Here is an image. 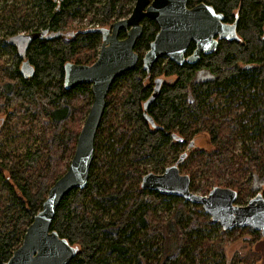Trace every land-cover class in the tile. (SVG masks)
<instances>
[{"label":"trees","instance_id":"16d2710c","mask_svg":"<svg viewBox=\"0 0 264 264\" xmlns=\"http://www.w3.org/2000/svg\"><path fill=\"white\" fill-rule=\"evenodd\" d=\"M199 2L211 5L223 22L236 20V36L218 40L213 52L194 63L161 58L147 73L141 58L158 25L142 19L134 45L138 61L107 92L87 182L62 197L51 224L74 246L69 264H227L229 235L247 229L259 236L249 226L220 230L200 205L139 184L144 168L137 163L149 160V170L161 172L169 155L176 159L200 132L213 149H195L179 164L190 176V190L209 172L203 193L229 187L243 204L246 194H254L251 178H264V0H187ZM133 3L12 0L0 9V44L10 56L0 60V264L21 243L49 187L65 171L91 104L88 84L64 85L65 63H92L102 36L95 28H110ZM93 8L100 14L97 26L74 23ZM44 29L47 35L32 40L23 56L15 38L10 41ZM193 48L191 43L186 53ZM22 60L32 67L27 75L19 70ZM201 69L211 77L195 81ZM118 109L122 121L113 127ZM36 126L41 133L34 145L5 148L10 130L29 137Z\"/></svg>","mask_w":264,"mask_h":264},{"label":"water","instance_id":"95a60500","mask_svg":"<svg viewBox=\"0 0 264 264\" xmlns=\"http://www.w3.org/2000/svg\"><path fill=\"white\" fill-rule=\"evenodd\" d=\"M148 17L156 21L158 31L142 58L148 72L160 56H168L176 63L184 60V53L194 43L188 62H194L200 54H210L222 38L235 37L234 28L226 35L228 26L222 15L203 2L187 6V0H134L130 13L111 23L102 31L101 45L91 64L66 66V83L74 86L90 85L92 100L81 129L77 135L73 154L64 173L49 187L40 210L27 226L21 244L13 251L5 264H69L74 248L69 242L51 230V223L62 197L75 188L84 187L93 160L94 139L106 104L108 89L118 75L130 70L137 62L134 51L136 40L142 34L141 21ZM125 30L120 38L119 32ZM45 31L18 38L30 42L42 37ZM28 65V62H23ZM28 74V72L26 73ZM193 141L188 144L192 146ZM253 177V191L264 185V178ZM190 178L181 173L177 162L161 173H147L142 177V188L164 195L178 196L190 203L201 205L213 222L224 229L249 226L264 236V198L257 192L244 205L234 204L237 192L229 187L216 186L207 194L190 190Z\"/></svg>","mask_w":264,"mask_h":264},{"label":"rangeland","instance_id":"374dc122","mask_svg":"<svg viewBox=\"0 0 264 264\" xmlns=\"http://www.w3.org/2000/svg\"><path fill=\"white\" fill-rule=\"evenodd\" d=\"M11 1L12 0H0V9L6 3H10ZM99 18H100V14L96 11V8H93L90 12H87L84 16L76 18L74 23L80 27H86V28L95 27L98 25V23L96 22H98ZM65 35L67 36V33ZM99 47L100 45L97 46L96 52L94 54V58L97 57ZM6 49L7 48L5 44L1 43L0 44V60L1 61L10 60V56L8 55V52ZM7 64H9V62L6 63V65ZM210 77L211 76L209 75V73L205 69H203L202 72L199 75H196L194 79L195 81H200L203 79H209ZM115 114L116 116L114 120L112 121L113 127L122 121L120 109H118V111ZM40 133H41V128L39 126H36L33 128V134L29 135V137H27L25 134L24 135L17 134L15 131L10 130L6 143L4 141L5 148L8 150L11 148H16L18 151H22L26 148L27 145L28 146L34 145L33 143L34 137L35 135H39ZM191 139L193 141L192 146L189 147V145H187V142H186V144H184V146L181 147L180 152L184 151L186 154H190L195 149H204L206 151H211L213 149V147L208 141L207 133L200 132L196 134L195 136H193ZM172 156L174 157V155L171 153L168 157V162L165 166L174 163L179 155H176V159H173ZM151 163L152 162L148 160V161L140 162L137 164L138 166L144 168V174H145L150 171L149 167ZM204 174L205 176H207L206 179L205 177L201 178V176H198L199 180H197L196 183H199V186L198 188L194 189V192L196 193L204 194L202 190L204 188V184L208 185L209 182H211L212 177L211 175H209L210 173L205 172ZM225 179H226L225 177H222L220 181L224 182ZM261 179H262L261 177L257 178V181ZM140 181H141V178L139 179V184H140ZM253 181L254 179L252 177L249 186H252ZM263 190H264V185H262L260 189H257L255 191L252 190V192L254 194L256 192H259L261 194ZM250 197H251V194H246L245 200L247 201ZM220 230H222L221 227H220ZM258 233H259V236L257 235L256 238H254L252 234L250 233V231L247 229L237 232L236 235H229L228 241L224 246L227 264H246L245 261H240V262L238 261L236 263L235 261L239 257L243 259L247 258V263L253 259L255 260V262L253 263L251 262L252 264H264V236H262L261 232L258 231ZM215 234L216 232H213V235Z\"/></svg>","mask_w":264,"mask_h":264},{"label":"bare ground","instance_id":"6f19581e","mask_svg":"<svg viewBox=\"0 0 264 264\" xmlns=\"http://www.w3.org/2000/svg\"><path fill=\"white\" fill-rule=\"evenodd\" d=\"M203 3H204V2H203ZM205 4H206V3H205ZM207 5H209V4H207ZM210 6H211V5H210ZM214 10H215V9H214ZM215 12H216V10H215ZM117 20H118V19H117ZM154 21H155V20H154ZM155 22H156V21H155ZM235 22H236V21H234L233 24H231V25L226 23L227 26H228V31L234 28ZM95 29L97 30L98 27H96ZM43 31H45V34H44L42 37H39V36H38V37H34V39H35V38H40V39H42V38H43L44 36H46L47 33H48L47 30H45V29H44V30H40V31H34V32H31V33H22V34H20V35H17V36L15 37V44H16L18 47H19L20 44H21V40H22V38H18V37L26 36V35H29V34H35V33H40V34H41V32H43ZM100 45H101V43H100ZM99 49H100V47H99ZM98 53H99V50H98ZM191 54H192V52L189 53L188 56H190ZM97 55H98V54H97ZM143 56H144V55H143ZM143 56H142V58H143ZM188 56H187V57H188ZM187 57H184V60H183L182 62L187 61ZM199 57H200V56H199ZM199 57H198V58H199ZM142 58H141V60H142ZM161 58H169V57L163 55V56H160L157 60H159V59H161ZM95 59H96V58H95ZM169 59H170V58H169ZM157 60H156V61H157ZM171 60H172V59H171ZM197 60H198V59H197ZM197 60H196V61H197ZM137 61H138V58H137ZM156 61H155V62H156ZM173 61H174V60H173ZM196 61H194V62H196ZM155 62H154V63H155ZM174 62H175V61H174ZM182 62H181V63H182ZM187 62H188V61H187ZM136 63H137V62H136ZM154 63H153V64H154ZM190 63H193V62H190ZM77 64H86V63H75V62H73V63H69V64L65 63V65H64V85H65L66 87H68V88H69V87H74V86H76V85H74V86H68V84L66 83V80H65V78H66V72H67V70H66V66H67V65H77ZM90 64H91V63H90ZM135 65H136V64H135ZM135 65H134V66H135ZM152 66H153V65H152ZM152 66H151V68H152ZM142 68H143V62H142ZM151 68H150V69H151ZM131 69H132V68H131ZM143 69H144V68H143ZM144 70H145V69H144ZM145 71H146V70H145ZM146 72H147V71H146ZM149 72H150V70H149L147 73H149ZM156 83H158V82L156 81ZM81 84H87V83H81ZM77 85H80V84H77ZM88 85H89V84H88ZM157 85H158V84H157ZM89 86H90V85H89ZM108 90H109V89H108ZM88 110H89V109H88ZM102 115H103V114H102ZM85 117H86V116H85ZM101 118H102V117H101ZM84 119H85V118H84ZM83 122H84V121H83ZM100 122H101V120H100ZM82 124H83V123H82ZM99 125H100V124H99ZM81 126H82V125H81ZM98 127H99V126H98ZM80 129H81V128H80ZM189 147H190V146H189ZM185 156H186V153L183 152L181 155H179V157H178V158L176 159V161L174 162V163L177 162V166H178V168H179V164L183 161V159L185 158ZM172 164H173V163H172ZM170 165H171V164H170ZM170 165H167V166H170ZM167 166H165L164 169H165ZM164 169H163V170H164ZM163 170H162V171H163ZM179 170H180V168H179ZM162 171H161V172H162ZM161 172H158V173H161ZM63 173H64V172H63ZM63 173H62V174H63ZM147 173H155V172H153V171H149V172H147ZM147 173H145V174H147ZM62 174H61V175H62ZM145 174H143L142 177H143ZM184 174H186V173H184ZM61 175H60V176H61ZM88 175H89V174H88ZM187 175H188V174H187ZM60 176H59V177H60ZM188 176H189V175H188ZM59 177H58V178H59ZM142 177H141V180H142ZM58 178H57V179H58ZM189 178H190V176H189ZM57 179H56V180H57ZM56 180H55V181H56ZM55 181H54V182H55ZM140 184H141V181H140ZM216 186H220V185H216ZM216 186H213L212 188H214V187H216ZM212 188H211V189H212ZM211 189H210V190H211ZM259 189H260V188H259ZM210 190H209V191H210ZM209 191H208V192H209ZM208 192H207V193H208ZM207 193H204V194H207ZM204 194H202V195H204ZM253 196H254V195H253ZM245 203H246V202H245ZM245 203L240 204V203H237L236 200H235V202H234V204H237V205H244ZM198 205H199V204H198ZM200 206H201V205H200ZM40 208H41V207H40ZM201 208H202V207H201ZM39 210H40V209H39ZM39 210H38V211H39ZM202 210H203V209H202ZM38 211H37V212H38ZM37 212H36V213H37ZM203 212H204V211H203ZM36 213H35V214H36ZM35 214H34V215H35ZM54 215H55V214H54ZM32 218H33V217H32ZM53 218H54V217H53ZM31 221H32V220H31ZM52 221H53V220H52ZM215 223H218V222H215ZM51 224H52V223H51ZM218 224L220 225V227H221L223 230H225V231L230 230V229H224L220 223H218ZM28 225H29V224H28ZM26 228H27V227H26ZM231 229H233V228H231ZM25 230H26V229H25ZM24 232H25V231H24ZM23 235H24V233H23ZM22 238H23V236H22ZM21 242H22V240H21ZM20 244H21V243H20ZM20 244H19V245H20ZM69 244H70V243H69ZM19 245H18V246H19ZM70 245L72 246V248H74V246H73L72 244H70ZM18 246H17V247H18ZM17 247H16V248H17ZM16 248H15V249H16ZM15 249H14V250H15ZM12 253H13V252H12ZM11 255H12V254H11ZM73 255H74V254H73ZM72 258H73V257H72ZM8 259H9V258H8ZM70 261H71V260H70ZM6 262H7V261H6ZM6 262H5V263H6ZM5 263H4V264H5ZM69 263H70V262H69Z\"/></svg>","mask_w":264,"mask_h":264},{"label":"flooded vegetation","instance_id":"af4514ba","mask_svg":"<svg viewBox=\"0 0 264 264\" xmlns=\"http://www.w3.org/2000/svg\"><path fill=\"white\" fill-rule=\"evenodd\" d=\"M193 5H194V4H193ZM187 6H188V7H191L192 5H188V4H187ZM234 21H236V20H234ZM225 23L230 24V25L233 24V22H226V21H225ZM230 34H231V30H229V31L226 32V35H227V36H229ZM16 36H17V35H16ZM16 36L12 37V38L10 39V41L12 42ZM33 40H34V39H33ZM219 40H220V39H219ZM31 41H32V40H31ZM31 41H30V42H31ZM30 42H27L26 39H23V38H22L20 46L18 47V46L16 45L18 48H20V54H21V56H23V55L26 53V50L28 49V46H29ZM191 43H193V42H191ZM191 43H190V44H191ZM193 44H194V43H193ZM21 47H22V48H21ZM188 47H189V46H188ZM193 49H194V48H193ZM189 53H191V52H189ZM189 53H186V52H185V53H184V57H187V56L189 55ZM198 59H199V58H198ZM25 61H27V60H22V61H21L22 63H20L19 70L27 71L28 74H29V73H30L29 71L32 69V67H31L30 65H23V62H25ZM27 62H28V61H27ZM182 63H183V62H182ZM193 63H194V62H193ZM27 72H26V73H27ZM201 72H202V70H199V71L196 73V75H199ZM25 75H27V74H25ZM196 75H195V76H196ZM256 193H257V192H256ZM256 193H255V194H256ZM255 194H254V195H255ZM251 197H252V196H251ZM259 232H260V231H259ZM262 236H263V235H262Z\"/></svg>","mask_w":264,"mask_h":264}]
</instances>
